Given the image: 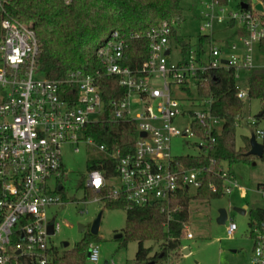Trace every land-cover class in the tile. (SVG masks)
I'll return each mask as SVG.
<instances>
[{
	"label": "built area",
	"instance_id": "1",
	"mask_svg": "<svg viewBox=\"0 0 264 264\" xmlns=\"http://www.w3.org/2000/svg\"><path fill=\"white\" fill-rule=\"evenodd\" d=\"M257 3L262 4V10L256 8ZM180 21L165 20L143 32L115 30L96 48L100 68L94 74L77 69L63 78L50 79L39 70L41 48L34 30L9 18L2 20L0 264L15 263L19 257H29L36 264L48 263L52 238L61 228L60 223L49 216V209L65 204L59 194L63 186L58 184L53 192L49 180L59 179L66 173L63 145H76L74 150L78 151L77 145L85 142L108 153L104 145H97L93 138L86 136L88 126L105 116L99 84L104 76L116 77L119 87L125 91L122 97L109 103L114 120L134 121L138 138L132 153L124 154L119 148L109 153L117 162L115 177H107L100 169L89 170L86 188L98 193L94 200L123 198L130 208L158 204L164 211L172 207L183 192L191 194V189L195 192L201 189L205 185V172L221 179L220 188L215 182H208V189L219 191L220 196L230 195L238 187L225 162L217 164L212 160L208 168H188L172 154L171 144L177 136L195 137L203 152L216 141L211 133L221 132L224 121L212 113V100L198 93L208 73L234 70L238 82L241 74L248 78L256 70L264 74V65L255 64L254 54L257 49L264 57L261 50L264 4L256 0L247 9H228L215 0L205 3L200 28L209 32L199 33L185 52L173 34L174 28L178 31ZM224 21L230 27H238L237 42L213 41L211 33L215 25ZM203 36L211 38L205 46L200 45ZM142 42L147 45V58L138 66L130 65L133 46L140 48ZM173 47L179 54L177 62L173 61ZM179 92L185 99L178 97ZM238 97L243 100L249 97L248 85L245 90L239 89ZM100 113V120L92 119ZM179 122L187 127L182 130ZM259 122L258 118L252 120L253 134L257 141L264 142V126ZM199 126L203 128V135L197 129ZM205 134L208 138L204 139ZM114 180L117 184L111 183ZM59 186H62L60 191ZM258 188L264 195V183ZM178 209V205L173 208ZM168 218H171L170 212ZM51 222L53 234H49ZM236 229L237 225L231 221L227 232L233 235ZM183 231L184 236L193 238L186 224ZM253 234L254 245L247 264H264V221L255 225ZM88 260L95 263L100 260L98 245L89 247Z\"/></svg>",
	"mask_w": 264,
	"mask_h": 264
},
{
	"label": "trees",
	"instance_id": "2",
	"mask_svg": "<svg viewBox=\"0 0 264 264\" xmlns=\"http://www.w3.org/2000/svg\"><path fill=\"white\" fill-rule=\"evenodd\" d=\"M225 6L229 0H215ZM254 0H240L250 8ZM264 4V0H258ZM9 18L34 30L40 44L41 53L38 59L41 74L50 79L65 77L70 71L83 70L94 74L100 68L96 60V48L109 35L121 32H143L162 21L183 19L181 0H0V42L3 39L2 20ZM173 34L183 52L191 47V39L177 33ZM208 36L200 37V45L210 43ZM140 48L133 46V57L130 65L138 66L147 58V45L140 43ZM264 52V43L261 46ZM207 81L198 87L202 98L212 100L211 111L223 119L220 133L210 132L216 136L212 148L197 156L179 157L180 163L188 168H208L211 161L217 164H233L244 161L252 164L256 158L249 155L250 137H243V145L237 149L235 137L238 120L242 117L245 101L238 97L240 89L234 70H217L206 75ZM105 102V116L102 120L88 126L86 136L94 139L97 145H104L108 153L100 159L88 161V170L100 169L107 177H115L116 160L109 153L119 148L122 153H132L138 138L137 124L134 121L114 120L110 101L122 97L125 91L119 87L114 76L99 79ZM249 99L264 102V74L254 71L248 78ZM264 111L257 117L260 121ZM203 135V128L197 127ZM202 138H208L205 134ZM264 161V153L261 157ZM213 181L220 188L221 179L205 172V185L194 195L187 191L180 194L172 207L158 204L129 207L123 199L107 197L105 207L126 211V223L117 238L121 249L127 248L131 241L138 242V250L133 264H159L182 246L183 226L189 221V203L192 199L210 201L219 198L220 193L208 189V182ZM260 185V184H259ZM258 185V186H259ZM63 191V190H62ZM60 191L59 193H61ZM98 195L94 190H87L86 198L93 199ZM178 205L180 209L173 210ZM171 218H168V214ZM250 216V236L254 237L255 225L264 221V208L252 207ZM98 234L86 233L74 246H57L51 243L50 258L47 264H88V251L91 243H98ZM147 241L157 242L159 250L153 253L152 247H145ZM162 255V257H160ZM12 264H36L29 257H19Z\"/></svg>",
	"mask_w": 264,
	"mask_h": 264
},
{
	"label": "rangeland",
	"instance_id": "3",
	"mask_svg": "<svg viewBox=\"0 0 264 264\" xmlns=\"http://www.w3.org/2000/svg\"><path fill=\"white\" fill-rule=\"evenodd\" d=\"M211 0H181L183 7V19L180 21L178 33L188 37L192 42L196 41L200 28V14L205 8V3ZM240 0H229L225 5L228 9H236ZM238 27H230L227 22L215 25L211 33L215 43L232 44L237 42L236 31ZM210 34V33H209ZM173 61L179 60V54L173 47ZM255 64L264 65V57L254 50ZM37 78L39 74L35 75ZM247 76L241 74L238 82L240 89H247ZM160 85V84H159ZM179 98L185 99L181 92ZM245 106L242 117L238 120L235 145L239 149L243 145V137H250L255 131L251 124L252 120L264 111V102L259 99H244ZM139 110V109H138ZM102 113L92 116L93 120H100ZM260 126H264V117L260 119ZM184 130L187 124L178 123ZM263 143L262 140H258ZM198 139L191 137L185 139L181 136L172 139L171 150L174 156H197L201 150L197 146ZM79 150L75 151L76 145L66 143L62 147L63 164L65 175L59 179L49 180V186L53 192L57 185L63 186L60 194L65 204L49 209V216L55 218L60 223L59 233L52 238L57 246H63V242H68L72 247L79 242L86 233H91V227L97 216L102 213L98 237L100 250V260L95 263L88 260V264H103L105 260L115 264H133L138 250V242L131 241L127 248L121 249L117 236L123 232L126 223V211L121 209H109L105 207V202L87 199L86 182L89 174L88 161L100 159L104 156L96 145L81 142ZM225 168L230 169L234 179L238 183L230 195H223L210 201L192 199L189 203V221L187 226L193 234V238L186 236L182 238L181 248L175 253L170 254L165 260L168 264H247L251 258L254 241L250 236V216L249 212L241 214L235 208L247 206L264 208V195L259 191V184L264 183V161L256 158L252 164L239 161L233 164L225 162ZM116 183L117 180L111 181ZM194 195V189L190 190ZM221 209L227 211V221L219 224L217 218ZM233 221L237 229L233 235H229L227 229L229 223ZM80 227L83 231H80ZM89 246V247H90ZM145 247H152L153 253L159 250V244L153 241L144 243ZM187 249L188 252H185ZM164 260V261H165Z\"/></svg>",
	"mask_w": 264,
	"mask_h": 264
},
{
	"label": "water",
	"instance_id": "4",
	"mask_svg": "<svg viewBox=\"0 0 264 264\" xmlns=\"http://www.w3.org/2000/svg\"><path fill=\"white\" fill-rule=\"evenodd\" d=\"M254 2H256V0H254ZM241 8L243 9H247L248 8V4L241 2ZM256 8L258 10H262V4L261 3H257L256 4ZM141 136H145V133H141ZM264 153V145L262 143H259L256 140V137L254 136V134L251 136L250 138V150L248 152L249 155H253L255 157L261 158L263 156ZM62 189L61 186L58 187V191H60ZM236 211H238L241 214H246V207L245 208H235ZM219 217L217 218V222L219 224H224L227 221V211L225 209H221L219 212ZM101 216L102 213H100L97 218L95 219V221L93 222V225L91 227V234L96 235L98 234L99 231V227H100V222H101ZM52 222L50 223V228H49V234H53V229H52ZM80 231H83V228L80 227ZM121 237V234L118 235L116 238ZM63 246L66 247L68 246V242H63ZM185 252H188L187 249H185ZM19 253V252H18ZM160 257H162V255H160ZM103 264H108V260H105Z\"/></svg>",
	"mask_w": 264,
	"mask_h": 264
},
{
	"label": "crops",
	"instance_id": "5",
	"mask_svg": "<svg viewBox=\"0 0 264 264\" xmlns=\"http://www.w3.org/2000/svg\"><path fill=\"white\" fill-rule=\"evenodd\" d=\"M230 170V169H229ZM246 207V213L248 212V210L250 209V208H248L246 205L245 206H243L242 208H245ZM260 208H262V207H260Z\"/></svg>",
	"mask_w": 264,
	"mask_h": 264
},
{
	"label": "snow or ice",
	"instance_id": "6",
	"mask_svg": "<svg viewBox=\"0 0 264 264\" xmlns=\"http://www.w3.org/2000/svg\"><path fill=\"white\" fill-rule=\"evenodd\" d=\"M97 183H99V182H97Z\"/></svg>",
	"mask_w": 264,
	"mask_h": 264
},
{
	"label": "flooded vegetation",
	"instance_id": "7",
	"mask_svg": "<svg viewBox=\"0 0 264 264\" xmlns=\"http://www.w3.org/2000/svg\"><path fill=\"white\" fill-rule=\"evenodd\" d=\"M62 187V186H61Z\"/></svg>",
	"mask_w": 264,
	"mask_h": 264
}]
</instances>
